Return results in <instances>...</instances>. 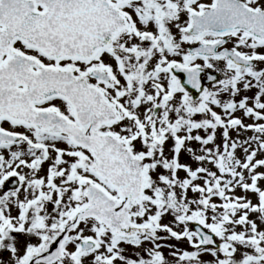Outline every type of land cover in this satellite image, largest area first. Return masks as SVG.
Instances as JSON below:
<instances>
[{
  "label": "snow or ice",
  "instance_id": "snow-or-ice-1",
  "mask_svg": "<svg viewBox=\"0 0 264 264\" xmlns=\"http://www.w3.org/2000/svg\"><path fill=\"white\" fill-rule=\"evenodd\" d=\"M0 264H264V0H0Z\"/></svg>",
  "mask_w": 264,
  "mask_h": 264
}]
</instances>
